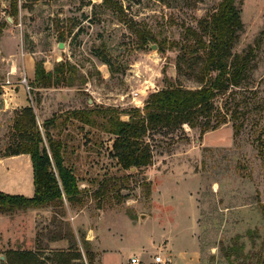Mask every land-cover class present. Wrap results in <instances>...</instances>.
I'll return each instance as SVG.
<instances>
[{"label":"rangeland","instance_id":"1","mask_svg":"<svg viewBox=\"0 0 264 264\" xmlns=\"http://www.w3.org/2000/svg\"><path fill=\"white\" fill-rule=\"evenodd\" d=\"M11 1L0 0V27L18 39L16 54L22 49L35 61L66 60L86 80L69 90H30L28 100L40 125L85 107L142 109L149 94L164 86V77L197 88L192 78L176 72L181 54L176 45H186L185 28L198 30V22L221 2L113 0L122 8L119 13L103 0H17L14 22ZM237 5L244 28L233 53L244 55L252 47L255 59L241 88L215 100L228 119L232 112L235 116L220 127L230 129L231 136L212 133L206 144L198 129L186 125L173 134L149 136L151 166L124 171L110 154L111 136L87 127L81 131L69 122L61 138L67 142L65 162L84 191L81 203L0 214V264L9 250L37 249L44 264H130L133 257L148 264L156 255L182 264L179 254L192 251L202 264H264V153L258 148L259 140L264 143V0H237ZM139 32L156 42L139 48ZM16 42L8 35L2 39L5 56L14 52ZM98 51L114 73L95 56ZM12 117L0 112V153L9 143ZM233 123L242 127L235 138ZM10 170L13 175L0 177L1 192L32 197L31 165L15 161ZM103 181L107 186L97 197ZM66 228L77 245L66 241L64 252L73 249L70 255H80V260L68 257L69 263L57 259L62 249L51 248L47 240L51 232ZM233 244L243 246L245 258H224L223 250Z\"/></svg>","mask_w":264,"mask_h":264},{"label":"trees","instance_id":"2","mask_svg":"<svg viewBox=\"0 0 264 264\" xmlns=\"http://www.w3.org/2000/svg\"><path fill=\"white\" fill-rule=\"evenodd\" d=\"M28 1L36 0H25ZM102 4L119 13L122 10L113 0H103ZM17 14V0H12L9 17L15 22ZM3 28L4 25L0 27V36ZM243 28L237 0H221L210 16L198 22V30L186 27L184 37L187 44L176 45L181 54L175 69L178 75L186 74L192 78L198 87L184 88L176 81L164 77V86L149 94L142 109L133 108L124 112L111 106L85 107L54 115L41 125L32 105L14 111L9 143L0 153V159L28 155L34 192L30 198L0 192V214L57 208L63 206L64 202L71 205L81 203L84 191L79 188L73 168L65 162L67 142L61 138L69 122L77 123L81 131L87 127L89 131L111 136L110 154L122 170L131 171L151 166L153 155L149 136L173 134L185 125L192 130L198 129L204 135L234 120L233 112L228 119L225 113L217 110L215 100L230 89L241 88L247 73L252 70L254 48L249 47L244 55L233 53ZM138 38L141 43L139 48L147 45L148 41L156 42L152 35L143 32L138 33ZM59 39L64 42V35L61 34ZM158 50L163 51V46L158 45ZM95 56L114 73L106 55L98 51ZM43 63H34V80L29 84L31 90L73 88L86 83L84 77L66 60L55 63L49 72L44 69ZM124 115L128 117L127 120L121 119ZM232 126L235 138L242 127L234 123ZM258 148L264 153L261 140L258 141ZM106 184V181L100 184L97 197L104 192ZM47 240L48 243L65 240L73 248L77 245L74 234L68 228L51 232ZM82 244L87 249L89 243L85 238ZM71 250L59 251L57 259L64 258L63 263H69L68 257L75 256L71 259L80 260L78 253L70 255ZM242 250V245L226 247L223 250L224 258H245ZM38 251L9 250L5 254V264H44L45 259L39 256ZM257 262L260 263V260ZM261 262H264V258Z\"/></svg>","mask_w":264,"mask_h":264},{"label":"crops","instance_id":"3","mask_svg":"<svg viewBox=\"0 0 264 264\" xmlns=\"http://www.w3.org/2000/svg\"><path fill=\"white\" fill-rule=\"evenodd\" d=\"M6 35L10 36V38L17 41L16 49L14 50V52L9 53L7 56L4 55L1 49V41ZM18 42H19L18 39L7 30L4 31L0 36V112L2 113L12 114L14 111L30 105V102L27 96L28 93L25 91L23 85L20 84V78H21L22 73H24L25 76L27 77L28 83L30 84L33 82L35 59H34V56H32L31 54L25 53L22 49L21 51H19V53L16 54V50L19 49V48L17 49ZM59 60L60 58L54 59V61L52 62L47 60L46 62L43 63L44 69L47 72L51 71L53 69V65L55 64V62L57 63L59 62ZM169 78H172V77H169ZM67 89L69 90L70 88H67ZM47 90H50V89H45L44 91H47ZM139 95H140V91H137V97L135 99H138ZM135 108H139V106H136ZM124 117H126L125 120H127L128 117L125 115ZM224 131L229 136H231L230 129H225V127L224 128L222 127L214 131L205 133L202 142L207 144V138L211 136L212 133H218V132H224ZM20 160L28 162V166L31 165L30 158L28 155H18V156H11L7 158H1L0 159V177H3V173L5 175L6 173H9V171H10V174L13 175L14 172L10 170L12 168V163L15 161H20ZM31 170H32V166H31ZM32 184H33V173H32ZM214 187H216V185ZM33 192H34V188H33ZM9 195H17V194H9ZM27 198H30V197H27ZM50 244H52L51 248L62 249V251H64L63 249H65L67 246V243L65 240L50 242ZM50 252H53V251H50ZM179 259L182 262V264H202L199 253L194 252V251L190 253H184V252L180 253ZM171 264H175L174 261H171Z\"/></svg>","mask_w":264,"mask_h":264},{"label":"built area","instance_id":"4","mask_svg":"<svg viewBox=\"0 0 264 264\" xmlns=\"http://www.w3.org/2000/svg\"><path fill=\"white\" fill-rule=\"evenodd\" d=\"M20 84L23 85L25 91L29 94L31 90L29 83L27 81V77L24 73H22L20 78ZM130 264H144L143 261L138 259L137 257H133L130 259ZM148 264H170V261L167 258H164L161 255H156L151 258V262Z\"/></svg>","mask_w":264,"mask_h":264},{"label":"water","instance_id":"5","mask_svg":"<svg viewBox=\"0 0 264 264\" xmlns=\"http://www.w3.org/2000/svg\"><path fill=\"white\" fill-rule=\"evenodd\" d=\"M8 21L12 22V20L10 18H8ZM58 48L62 49L63 48V43H59L58 44ZM131 171H134V169H131Z\"/></svg>","mask_w":264,"mask_h":264}]
</instances>
